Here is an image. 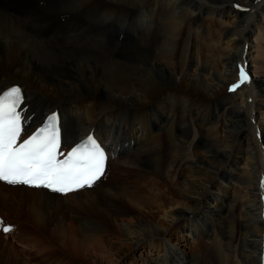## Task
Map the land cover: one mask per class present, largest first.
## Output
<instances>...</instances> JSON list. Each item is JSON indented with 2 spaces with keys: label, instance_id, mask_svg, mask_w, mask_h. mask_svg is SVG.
Here are the masks:
<instances>
[{
  "label": "bare ground",
  "instance_id": "obj_1",
  "mask_svg": "<svg viewBox=\"0 0 264 264\" xmlns=\"http://www.w3.org/2000/svg\"><path fill=\"white\" fill-rule=\"evenodd\" d=\"M11 85L26 134L57 112L62 144L95 135L115 175L64 196L0 182V224L3 209L41 228L69 214L60 237L123 228L135 250L147 238L120 205L153 194L168 225L149 229L150 264H264V0H0V93ZM127 169L152 173L146 193Z\"/></svg>",
  "mask_w": 264,
  "mask_h": 264
},
{
  "label": "rangeland",
  "instance_id": "obj_2",
  "mask_svg": "<svg viewBox=\"0 0 264 264\" xmlns=\"http://www.w3.org/2000/svg\"><path fill=\"white\" fill-rule=\"evenodd\" d=\"M9 9L14 10L11 7H9ZM9 14L14 16L11 13ZM228 20L229 22L232 21L233 16H228ZM187 35L189 36L187 41L192 52V50L198 45L195 43L196 37L193 31H188ZM249 64L253 66L252 62ZM221 126L220 135L226 132V125L222 124ZM174 134H176V129L174 130ZM200 137V134L197 133L196 138L199 139ZM173 142L174 141H171L169 144H172ZM243 147L244 146H242V148ZM127 149L128 148L126 147L123 151L121 149L120 151L126 152ZM114 158L115 156L111 157L112 160ZM185 160L186 159H183L182 161ZM214 166L218 165L214 164ZM144 172L145 174L137 171L134 172L132 169H127V173L124 176V178L130 183L131 187L134 188L135 186H138L139 192L142 193H146V191L150 189L152 184L151 180L153 179L151 176L152 173L149 172V170L144 169ZM114 175L113 168L110 166L109 173L104 177V180H110L114 178ZM153 197V194H148V198L140 199L139 202L141 205L139 206H132L126 202H122L120 205V209H122L123 212L119 219L124 225H127V228L132 233L131 236L144 235L147 238L142 242L143 245L135 250L132 248L134 240L126 241L127 238L125 237L123 228L116 232L109 231L113 222H110L107 218L104 219V222L106 229L110 233L95 235L93 237L96 240L95 243L83 245L77 241V239L86 240L82 235H77V237L75 235L77 239L74 236L67 239L66 236L63 237L61 235L60 237V235H58V233H61L60 228L65 230L66 226L74 224L75 221L69 214L56 215L47 223L45 221L43 228H41L32 224V222H29V220L25 219L23 216L15 213L13 209H3V211L7 213V217H9V219L3 220L4 223L10 224L12 227L14 226L13 228H15V232L4 235L0 231V264H150V260L153 257L152 255L156 256L157 253L150 254V250L148 249L149 246H146V241L150 242V239L148 238L149 229L152 226H156L162 230L163 225H168L164 223V218H162V211L164 212V207L162 205L163 201L156 200V198ZM237 214L243 215L239 207L237 209ZM243 222L244 219H241L237 225L238 238H242L243 235L242 228L240 227ZM188 240L191 241L190 238ZM86 241L90 242L89 240ZM234 246L236 250L238 244L235 243ZM190 249L191 248L189 247L187 252H191ZM212 251H214L212 248L207 249V252L210 254L209 256L212 258H209L210 263L214 262L215 258V253ZM120 256L122 257L118 262ZM139 256H141V259L146 262L140 261ZM237 262L238 260L235 257L233 264H237ZM223 263L222 256L219 254L218 264Z\"/></svg>",
  "mask_w": 264,
  "mask_h": 264
},
{
  "label": "snow or ice",
  "instance_id": "obj_3",
  "mask_svg": "<svg viewBox=\"0 0 264 264\" xmlns=\"http://www.w3.org/2000/svg\"><path fill=\"white\" fill-rule=\"evenodd\" d=\"M248 80L249 75L241 68L239 84L233 85L232 90ZM23 99L19 87L0 94V181L65 194L92 187L105 174V151L89 136L86 142L74 147L66 159L59 160L61 127L57 114L50 115L43 127L16 146L24 124L20 109ZM3 230L7 233L11 229Z\"/></svg>",
  "mask_w": 264,
  "mask_h": 264
}]
</instances>
